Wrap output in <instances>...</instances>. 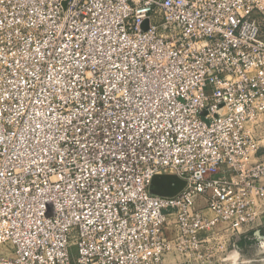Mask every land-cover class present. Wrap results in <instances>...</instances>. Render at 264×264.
I'll list each match as a JSON object with an SVG mask.
<instances>
[{
    "label": "built area",
    "instance_id": "2783aa9c",
    "mask_svg": "<svg viewBox=\"0 0 264 264\" xmlns=\"http://www.w3.org/2000/svg\"><path fill=\"white\" fill-rule=\"evenodd\" d=\"M262 121L264 0H0V264L264 244Z\"/></svg>",
    "mask_w": 264,
    "mask_h": 264
},
{
    "label": "rangeland",
    "instance_id": "374dc122",
    "mask_svg": "<svg viewBox=\"0 0 264 264\" xmlns=\"http://www.w3.org/2000/svg\"><path fill=\"white\" fill-rule=\"evenodd\" d=\"M259 141L264 154V122L260 123ZM260 227V226H259ZM264 233V225H261ZM201 257L191 259L189 264H264V244L253 235V230L246 237L226 236V248L221 249L217 241L204 243ZM184 258L170 254L168 264H178ZM185 263V264H188Z\"/></svg>",
    "mask_w": 264,
    "mask_h": 264
},
{
    "label": "water",
    "instance_id": "95a60500",
    "mask_svg": "<svg viewBox=\"0 0 264 264\" xmlns=\"http://www.w3.org/2000/svg\"><path fill=\"white\" fill-rule=\"evenodd\" d=\"M173 182L175 183L174 186ZM184 184V181L174 175L156 176L153 179L151 190L156 194L175 195L183 188Z\"/></svg>",
    "mask_w": 264,
    "mask_h": 264
}]
</instances>
